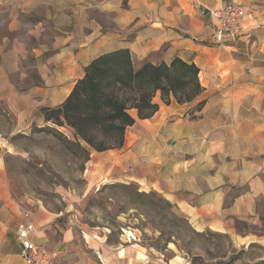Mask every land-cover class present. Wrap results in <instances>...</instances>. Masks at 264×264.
<instances>
[{"label":"crops","instance_id":"obj_1","mask_svg":"<svg viewBox=\"0 0 264 264\" xmlns=\"http://www.w3.org/2000/svg\"><path fill=\"white\" fill-rule=\"evenodd\" d=\"M225 1L255 12L253 43L214 41L199 8L220 0H0V101L19 127L47 123L42 110L62 104L103 53L127 48L137 62L194 63L200 94L165 104L156 92L150 118L129 110L134 123L122 145L90 152L88 184L134 183L175 205L197 232L231 233L247 243L236 225L264 224V0ZM27 60L36 82H28ZM62 214L24 206L0 159V264H26L15 234L22 220L34 224L37 243L58 253L55 264H190L146 250L139 258L123 234L120 248L101 238L84 249L77 225Z\"/></svg>","mask_w":264,"mask_h":264},{"label":"rangeland","instance_id":"obj_2","mask_svg":"<svg viewBox=\"0 0 264 264\" xmlns=\"http://www.w3.org/2000/svg\"><path fill=\"white\" fill-rule=\"evenodd\" d=\"M24 65L28 82H36L32 61ZM91 151L69 127L52 122L19 127L0 101V159L12 194L29 210L40 207L69 217L78 227L84 249L98 247L93 240L101 238L120 248L125 238L121 235L132 233L139 258L146 250L161 261L176 255L190 264H264V224L238 223V234L246 233L250 239L241 244L231 233L197 232L175 205L134 183L103 180L90 187Z\"/></svg>","mask_w":264,"mask_h":264},{"label":"trees","instance_id":"obj_3","mask_svg":"<svg viewBox=\"0 0 264 264\" xmlns=\"http://www.w3.org/2000/svg\"><path fill=\"white\" fill-rule=\"evenodd\" d=\"M198 72L194 63L178 57L154 64L135 61L127 48L106 52L86 66L62 104L42 110L44 120L71 128L76 140L94 151L118 148L125 128L134 123L129 110L150 118L158 109L156 92L165 104L171 97L180 104L192 102L202 91Z\"/></svg>","mask_w":264,"mask_h":264},{"label":"built area","instance_id":"obj_4","mask_svg":"<svg viewBox=\"0 0 264 264\" xmlns=\"http://www.w3.org/2000/svg\"><path fill=\"white\" fill-rule=\"evenodd\" d=\"M199 14L206 16L213 26V38L216 43L243 40L253 43V32L260 27L255 12L241 4L220 0L213 8H199ZM35 226L29 220L20 221L15 234L21 246L20 255L26 264H55L58 253L47 250L34 240ZM125 240H135L132 233L125 234Z\"/></svg>","mask_w":264,"mask_h":264},{"label":"bare ground","instance_id":"obj_5","mask_svg":"<svg viewBox=\"0 0 264 264\" xmlns=\"http://www.w3.org/2000/svg\"><path fill=\"white\" fill-rule=\"evenodd\" d=\"M87 237V236H86Z\"/></svg>","mask_w":264,"mask_h":264}]
</instances>
